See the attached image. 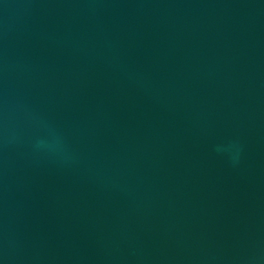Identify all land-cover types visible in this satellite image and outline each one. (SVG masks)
Wrapping results in <instances>:
<instances>
[{"label":"water","instance_id":"water-1","mask_svg":"<svg viewBox=\"0 0 264 264\" xmlns=\"http://www.w3.org/2000/svg\"><path fill=\"white\" fill-rule=\"evenodd\" d=\"M0 264H264V0H0Z\"/></svg>","mask_w":264,"mask_h":264}]
</instances>
